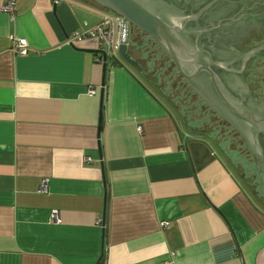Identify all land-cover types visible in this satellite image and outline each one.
<instances>
[{
	"label": "crops",
	"instance_id": "crops-1",
	"mask_svg": "<svg viewBox=\"0 0 264 264\" xmlns=\"http://www.w3.org/2000/svg\"><path fill=\"white\" fill-rule=\"evenodd\" d=\"M107 12L92 0L0 10V264H264L257 161L143 68L136 31L137 64L117 53L105 72L96 40L68 42Z\"/></svg>",
	"mask_w": 264,
	"mask_h": 264
},
{
	"label": "flooded vegetation",
	"instance_id": "flooded-vegetation-1",
	"mask_svg": "<svg viewBox=\"0 0 264 264\" xmlns=\"http://www.w3.org/2000/svg\"><path fill=\"white\" fill-rule=\"evenodd\" d=\"M92 1L97 2V0ZM155 1L159 4L161 11L166 15L176 17L178 14H181L182 17L187 16L193 18L184 28L185 35L193 44L195 43L199 46L203 51V56L206 61L207 58H209L214 63L224 67V70H215V72L222 80L228 93L237 98L246 108L257 114L264 115V105L257 99L254 91L251 90L248 84L250 62L253 61L257 55L264 53V49L256 53L254 57L250 58L244 64L245 55L254 49L263 47L264 43H257L253 47L246 46L244 42L238 43L242 37L250 39V32L252 31L248 30L245 32L243 31L244 29H242V33L237 36L236 31L233 30L237 25L252 30L255 27H253L252 24L254 19L263 17V14L259 11V7L264 5V2L260 0ZM104 7L108 9V7ZM129 30L130 33L136 31L140 34L136 35V41L143 45L136 47L140 55L138 61H145L146 64H148L146 58L153 61V68L151 70H149L146 65H143L145 70L149 71L151 74L154 73L157 75L162 84L164 79L162 76L166 77L169 82L171 81L174 92L178 90L176 89V84H178L181 86L178 90L179 92L181 90V94H185V96H190L191 94L196 95L201 101L198 104L200 109H204V112L208 110L219 115L231 125V123L221 115L222 109L228 110L222 100L218 99V103H208L203 98L204 95L196 92L182 75L177 72L172 59L161 46L136 27L130 26ZM143 37L149 40V46H152L151 49L148 47L150 50L146 48L148 43L144 44ZM235 37H237L238 40H236ZM165 56H167L168 59ZM176 75L181 77L180 82H174ZM239 134L243 137L240 132ZM259 143L262 146L261 153L264 160V138H259Z\"/></svg>",
	"mask_w": 264,
	"mask_h": 264
},
{
	"label": "water",
	"instance_id": "water-1",
	"mask_svg": "<svg viewBox=\"0 0 264 264\" xmlns=\"http://www.w3.org/2000/svg\"><path fill=\"white\" fill-rule=\"evenodd\" d=\"M97 2L108 7L110 12L123 19L125 34L123 44L118 51L120 57L135 66L137 63L128 53L129 28L133 26L145 33L168 53L177 72L196 92L202 93L208 103H218V99L222 100L228 110L222 109L221 115L231 123L236 131L243 135L242 138L247 143L251 144L249 146L255 151V160L258 163L259 171L264 174L262 146L259 143V138H264V115L246 108L237 98L228 93L222 80L215 72V70H224V67L209 58L206 61L199 46L193 44L185 35L184 28L193 18L182 17L181 14L176 17L166 15L155 0H97ZM263 49L264 46L247 53L244 64ZM95 53H99V51ZM102 66L105 72L107 66L105 54H102ZM103 87L104 81L101 104H103Z\"/></svg>",
	"mask_w": 264,
	"mask_h": 264
},
{
	"label": "rangeland",
	"instance_id": "rangeland-1",
	"mask_svg": "<svg viewBox=\"0 0 264 264\" xmlns=\"http://www.w3.org/2000/svg\"><path fill=\"white\" fill-rule=\"evenodd\" d=\"M264 2V0L262 1ZM252 31V30H249ZM251 34V32H250ZM264 37V32L263 36ZM236 40H238L237 37H235ZM252 34L248 41H244L245 44L252 42ZM262 39V38H260ZM264 39V38H263ZM259 44H263L262 42H256ZM161 50V49H160ZM167 58V56H165ZM168 59V58H167ZM159 64V63H158ZM250 66H252V73L249 74L248 77V84L251 88V90L254 91L255 96L257 99L264 105V53L257 55L256 58H254L253 61L250 62ZM181 77L176 75L175 81L180 82ZM191 98L188 104V107L193 112V115H196L198 118L203 119L201 123L200 129L210 133L219 143H226V146L231 147L232 149H237L240 151V153L244 154L249 161H251L250 165H254L255 160V151L250 143H247L244 141V139L241 137V135L236 131L230 124H228L225 120H223L219 115L211 112V111H205L202 110V114H198L196 111V108L192 105L199 104L201 102L198 97L194 94H191L190 96H187ZM194 103H193V102ZM212 118V119H211Z\"/></svg>",
	"mask_w": 264,
	"mask_h": 264
},
{
	"label": "built area",
	"instance_id": "built-area-1",
	"mask_svg": "<svg viewBox=\"0 0 264 264\" xmlns=\"http://www.w3.org/2000/svg\"><path fill=\"white\" fill-rule=\"evenodd\" d=\"M57 2V1H55ZM16 0H7L5 5L0 9L4 13L12 15L14 13ZM125 29L123 25V19L121 16L112 12H107L102 16L99 24L85 32H75L70 38L69 43L75 45L76 43L84 42L87 39L96 40L98 43L99 53H96V61L102 62V54L106 55L107 63L111 58H114L119 51V48L123 44ZM13 50L15 54L25 56L28 53V44L25 39L19 40L14 44ZM93 91H89V95H93ZM47 188L46 182L41 185V191H45ZM51 221L59 223L57 213H52ZM164 227L166 223L162 224Z\"/></svg>",
	"mask_w": 264,
	"mask_h": 264
},
{
	"label": "trees",
	"instance_id": "trees-1",
	"mask_svg": "<svg viewBox=\"0 0 264 264\" xmlns=\"http://www.w3.org/2000/svg\"><path fill=\"white\" fill-rule=\"evenodd\" d=\"M260 1H263V0H260ZM259 11L263 14V17L261 18H255L254 21H253V29H252V38H255V39H252V42L250 43H247L245 44L246 46H251L253 47L255 44H257L256 42H262L264 41V37L263 36V32H264V5L260 6L259 7ZM242 29H244L243 31L247 32L248 30L250 29H245L244 26H235V29L233 28L234 31H236V35L239 36L240 33H242ZM244 33V32H243ZM251 37V36H250ZM243 38V37H242ZM240 39V41L238 43H243L245 40L248 41L249 39L246 37V38H243V39ZM262 38V39H260ZM252 73V66L249 67V74Z\"/></svg>",
	"mask_w": 264,
	"mask_h": 264
}]
</instances>
